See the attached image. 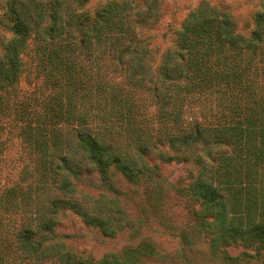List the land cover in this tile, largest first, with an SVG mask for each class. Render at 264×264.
I'll list each match as a JSON object with an SVG mask.
<instances>
[{"label": "trees", "instance_id": "obj_1", "mask_svg": "<svg viewBox=\"0 0 264 264\" xmlns=\"http://www.w3.org/2000/svg\"><path fill=\"white\" fill-rule=\"evenodd\" d=\"M90 1L4 2L0 157L16 138L22 165L0 192V264H142L155 255L143 242L94 260L54 241L67 211L115 235L124 220L101 197L78 200V183L88 169L116 192L114 171L159 190L152 158L197 167L179 194L197 203V240L207 237L214 256L235 245L263 254L264 0L243 29L228 6L202 1L156 69L145 32L158 0L93 11Z\"/></svg>", "mask_w": 264, "mask_h": 264}, {"label": "rangeland", "instance_id": "obj_2", "mask_svg": "<svg viewBox=\"0 0 264 264\" xmlns=\"http://www.w3.org/2000/svg\"><path fill=\"white\" fill-rule=\"evenodd\" d=\"M109 0H91V11ZM132 1L134 6L145 7L151 0H117ZM204 0H158V20L145 32L150 46L154 49L153 66L156 69L163 52L174 45V32L182 27L190 12ZM212 5H226L237 17L240 28L251 23L253 16L260 9L262 0H206ZM4 2L0 0V17L4 14ZM0 28V37L3 36ZM7 35V34H6ZM33 52L25 56L29 62ZM196 116L190 115V120ZM0 116V125L4 122ZM5 135L3 139L5 140ZM7 152L0 157V192L10 186L17 178L21 167L18 140H6ZM161 172L158 181L159 190L151 183L136 185L129 182L119 172L112 171V185L116 192L106 189L97 172L85 170L78 183L77 199L91 197L103 199L104 207L114 209V219L122 223L116 225V234L106 235L99 226L88 225L82 217L67 211L61 215L60 224L54 234V241L63 244L78 256L100 260L111 255H123L135 249L143 242L154 245L155 255L142 258V264H264V253L258 255L255 250L242 245L228 246L224 253L214 256L208 245V238L202 236L197 240V219L194 211L199 209L197 203L179 194V189L188 186L197 167L189 163H161L151 159ZM115 200V206L112 205ZM159 205L160 207H156ZM102 207V206H101ZM102 207V210L104 209ZM116 217V218H115ZM188 235L190 242L182 239ZM241 260L227 262L224 254ZM250 257H245L243 254ZM48 264V263H44Z\"/></svg>", "mask_w": 264, "mask_h": 264}]
</instances>
